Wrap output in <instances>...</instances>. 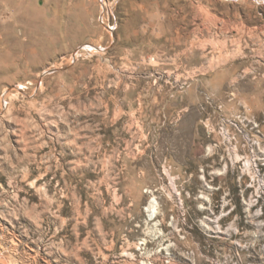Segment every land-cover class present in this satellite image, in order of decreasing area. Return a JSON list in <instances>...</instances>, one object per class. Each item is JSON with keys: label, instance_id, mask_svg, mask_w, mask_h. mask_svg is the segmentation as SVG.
Wrapping results in <instances>:
<instances>
[{"label": "rangeland", "instance_id": "1", "mask_svg": "<svg viewBox=\"0 0 264 264\" xmlns=\"http://www.w3.org/2000/svg\"><path fill=\"white\" fill-rule=\"evenodd\" d=\"M65 1L0 0V264H264V0Z\"/></svg>", "mask_w": 264, "mask_h": 264}, {"label": "crops", "instance_id": "2", "mask_svg": "<svg viewBox=\"0 0 264 264\" xmlns=\"http://www.w3.org/2000/svg\"><path fill=\"white\" fill-rule=\"evenodd\" d=\"M8 7L21 6L30 23L39 19L40 26L45 28L41 38L42 57L53 59L77 42L75 37L76 21L83 13L82 1L65 0H4ZM34 22V21H33Z\"/></svg>", "mask_w": 264, "mask_h": 264}, {"label": "bare ground", "instance_id": "3", "mask_svg": "<svg viewBox=\"0 0 264 264\" xmlns=\"http://www.w3.org/2000/svg\"><path fill=\"white\" fill-rule=\"evenodd\" d=\"M204 197V196H203Z\"/></svg>", "mask_w": 264, "mask_h": 264}]
</instances>
